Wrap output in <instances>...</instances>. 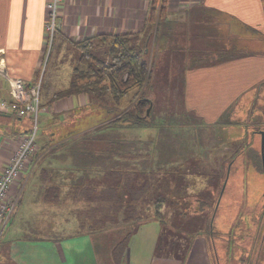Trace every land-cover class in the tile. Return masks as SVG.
<instances>
[{"label":"rangeland","instance_id":"374dc122","mask_svg":"<svg viewBox=\"0 0 264 264\" xmlns=\"http://www.w3.org/2000/svg\"><path fill=\"white\" fill-rule=\"evenodd\" d=\"M156 18L149 26V30L145 34H141L140 39L134 40L141 48L146 47L147 55L145 57L152 68V77L140 89L141 91L131 107L124 109L131 103L128 98L124 100L119 109L113 98L108 97L106 103L104 100H94L88 93L82 92L75 95H85L87 99L85 98V101H82L81 105L78 104L75 109L61 112H49L45 109L39 114L38 133L30 158L37 156L42 149L38 146L40 137L49 144L73 138L74 141L79 140L85 143L55 147L47 152L45 156V159L48 160L47 163L53 164L54 168L58 170L61 169V174L66 173L65 162L67 163V160L64 162V159L67 158L73 166L75 164L79 166L87 164L93 169L86 172L81 168L80 171L72 169L70 171L76 173L74 176L58 178L59 180L65 179L68 185H72V193H67L68 197L65 198L68 200L64 206L69 211L75 210L77 215L71 221L64 220L63 224L59 226L60 233L57 235L70 236L76 234L84 236L83 234L96 233L103 237L102 241L105 246H113L118 241L115 245L114 256L117 260V254H121L124 246V242H120V239L127 237V235L123 236V233L129 234L132 238L137 232V228L134 226L137 221L140 218L146 219L155 215L156 209L159 208L164 218H178V216H182L181 213H186V215L178 220L169 221L163 226V231L157 242L156 255L161 257L172 256L184 260L186 263V260L191 256L192 246L196 242L194 238L204 237L210 244L207 252L213 257L216 255V251L212 244V237L218 242L217 240L222 235L225 238L228 234L229 238L226 241L229 245L227 247L228 258L224 264H264V173L257 165L259 157L262 156L261 131H264V83L245 92V95L238 102L241 105L235 108L238 109V112L233 118L229 117L231 120L225 122L220 119L210 124L211 127H203L198 122L193 123L194 121L185 113L187 107L184 100L183 71L188 67L187 65L197 59L196 56L214 53V48L211 45L209 49H205L204 46V50L199 52L201 54H196L195 58L189 61L183 49L186 48L187 50L188 44L183 43L175 52L170 44L169 35L161 34L159 28L157 29ZM228 37L225 38L224 36L225 40L233 41L231 44L229 41L217 40V43L221 44L218 52L232 47L233 44L238 51L242 49L264 51V46L261 48L262 45L255 41L240 44L238 35L236 36L238 40H235V36ZM183 38L185 39L184 35ZM98 41H95L96 47L94 46L93 51L103 56L107 48L102 45L103 43H99V45ZM239 45L240 47H238ZM73 46L76 47L75 50L71 51L70 54L67 51L68 57L66 59L69 65L68 62L64 64L66 66L64 72L71 73V76L70 74L69 76H55V74L48 76L49 71L57 70L58 67L62 69L65 66L60 63L58 65L53 64L56 53L54 45L48 56L45 55V64L43 71H41L43 73L38 80L41 81V86L45 84L50 92L53 89L61 91L69 88L74 80L78 83L85 82L79 74H76V69L83 65L81 60L84 57V50L76 44ZM189 52L195 53L193 49ZM222 54L221 52L219 55ZM67 67H69L68 71ZM69 77H72L69 85L61 89ZM136 91L137 88H133L129 95L132 96ZM54 95L47 102L51 103L72 96H62L54 100ZM144 96L150 98L154 103L153 114L149 118L150 125L131 126L127 123L116 126V122L111 121L118 117L121 112L129 110L135 113L136 105ZM43 100V92L41 91V101L43 102ZM122 109L125 111H121ZM32 127L33 122L31 121L29 129L31 130ZM160 129L167 130V135L171 134L194 144L200 143L205 150L204 153L208 152V160L196 166L183 164L181 167L161 168L156 173L147 170L145 173L152 177L148 180L146 176L144 177L145 173H140L141 171L137 167L129 165L117 168L116 164L121 163L117 153L122 141L134 142L137 139H155L158 137ZM111 140L114 141V146H112ZM195 147L197 148V144ZM213 150V154L210 155L209 153ZM238 150L240 153L235 161L229 162L228 159ZM96 155H98L97 160L99 161L96 160L95 162ZM91 159L92 163L90 162ZM100 160H103L102 164H100ZM229 165L231 167L227 185L218 203ZM107 166H109L110 172H106ZM61 167L65 168L62 169ZM26 169L25 167L24 170ZM78 174L82 175L78 176ZM87 174L89 176H86ZM153 174L159 176L160 179L165 178L164 185L155 189L150 184V188L147 189L146 187L145 192L139 190L138 186L141 187V184H144L146 180L148 183L155 181ZM214 175H217V179L212 182L211 178ZM17 179L8 190L7 199L12 187L17 183ZM119 181L120 183H118ZM25 182L26 175H23L20 183V190H22L20 200L18 202L19 197H16L17 201L16 199L14 201V207L17 202L18 204L6 226L5 234L12 232L13 235L21 238L25 236L36 238L49 235L57 236L53 230L47 229V225L38 224V219H35V212L40 210L39 202L36 201L38 185H34L36 189L31 195L30 190L34 183L32 181ZM132 186H135V192ZM169 188L173 192L167 194L166 190ZM162 196L164 202L159 200ZM70 197H73V200L76 199L75 209H68L73 205ZM160 203L162 204L159 206ZM215 205L218 207L213 213ZM207 217L209 232L204 225ZM210 217L213 223L212 229L209 227ZM71 222L73 223L71 224ZM53 228L50 226V229ZM79 243L82 253L91 251L90 245L85 240ZM220 250L218 247L217 253L220 254ZM98 251L100 254V247ZM221 256L223 257L222 252Z\"/></svg>","mask_w":264,"mask_h":264},{"label":"crops","instance_id":"0c3cea01","mask_svg":"<svg viewBox=\"0 0 264 264\" xmlns=\"http://www.w3.org/2000/svg\"><path fill=\"white\" fill-rule=\"evenodd\" d=\"M47 1L0 0L1 97H10L9 76L21 77L28 84L37 82L42 76L43 72L41 73V71L45 64L47 49L45 29ZM155 6V0H63L59 6V29L55 36L56 53L53 64L64 65L68 62L67 51L70 54L76 48L73 44L99 34L128 32L145 34L151 25V15L154 13L153 7ZM155 23L157 25L156 20ZM159 32L169 35L170 44L175 52L183 43L188 44V49H183L189 61L195 58L196 54H201L199 52L204 50V46L205 49H209L211 45L214 48V53L196 56L197 59L187 65L188 67L183 71L184 100L187 107L185 113L194 121L193 123L198 122L203 127H211L210 124L220 119L231 120L229 117L233 118L238 112V109L235 108L241 105L238 102L245 92L264 83L263 50L242 49L238 51L233 44L232 47L221 51L222 55H219L221 52L217 51L221 46L217 40L229 41L231 44L233 41L225 40V38L237 35L240 39L238 40L236 37L235 40L240 41V44L255 41L262 45L261 48L264 46V0H167L166 8L160 19ZM192 49L195 52L193 54L189 52ZM199 57L200 59H198ZM55 70H53L54 72L49 71L47 75H72L69 72H64L66 66L62 69L58 67ZM68 70L69 67H67ZM71 80L72 77L66 79L61 89L66 88ZM58 90L53 89L50 92L45 84L42 85L41 91L44 98L42 106L49 112L75 109L78 104L81 105L85 101V98L87 99L85 95H72L55 102H47ZM31 121V118L20 117L14 112L0 111V171L9 163L11 155L26 136ZM157 136L155 139L122 141L117 153L121 163L116 164L117 168L130 165L137 167L141 171H139L140 173H145L144 159L147 156V146L148 149L155 147V152L152 154L155 156L154 159L169 163L173 160H184L191 155L190 152H178V143L183 140H179L177 136L171 134L167 135V130L160 129ZM84 143L68 138L49 144L40 137L38 146L42 147L41 151L37 156H32L29 159L27 169L20 175L21 180L22 176L26 175L25 183L28 181L34 183L31 186V195L36 189L34 185H38L36 201L39 202L41 211L35 212V219H38V224L47 225V229L53 230L56 235L60 233L59 226L63 224L64 220L71 221L77 215L75 210L69 211L64 206L68 200L65 198L68 197L67 193H72V185H68L65 179L59 180L58 178L74 176L76 173L71 172L72 169L80 171L81 168L84 172L93 169L87 164L73 166L67 158L64 159V162L67 160L65 166L68 171L61 174V169L58 170L54 168L53 164L47 163L48 160L45 159V156L55 147ZM111 144L114 146V141L111 140ZM197 145L201 147L197 148L199 152L196 154H201V159L208 160V152H202L203 146L200 143ZM156 147L159 148L156 150ZM213 152L214 150L209 154L212 155ZM178 154L180 156L176 158L175 156ZM97 157L98 155L95 157V162ZM102 161L100 160V164ZM90 162L92 163V159ZM108 167L107 170L102 169L110 172ZM80 175L82 174H78V176ZM20 178L11 189L10 201H15L16 197L20 198L22 193ZM54 187L57 188L56 197L48 199L44 196L45 190ZM73 199L72 197L73 205L68 209H75L76 199ZM181 215L178 218L170 219L163 217L164 220L154 216L146 219L140 218L134 225L137 232L132 238L129 234L123 233V236L127 235V237L120 239V242H125L123 250H120L121 254H117L118 261L114 257L115 245L118 241L113 246H105L102 241L103 237L96 233L83 234L84 236L75 234L21 238L13 235L12 232L5 234V227L0 236V264H102L103 262V264H224L228 258L227 247L229 245L226 242L229 238L228 234L224 235L225 238L220 234L218 242L212 237V244L216 251V255L213 257L207 252L210 244L204 237L194 238L196 242L192 246L191 256L186 260V263L184 260L172 256L156 255L157 242L163 231V226L169 221L184 217L186 213H181ZM207 223L208 217L204 225L209 232ZM49 225L54 228L50 229ZM84 240L91 247V251L88 253L80 251L79 242ZM110 247L112 248L110 249ZM218 247L221 249L220 254L217 253Z\"/></svg>","mask_w":264,"mask_h":264},{"label":"trees","instance_id":"16d2710c","mask_svg":"<svg viewBox=\"0 0 264 264\" xmlns=\"http://www.w3.org/2000/svg\"><path fill=\"white\" fill-rule=\"evenodd\" d=\"M155 3L156 6L153 7L154 13L153 15H151V19H152L151 21L153 22V20L157 17L156 21H157V29H158L160 26L161 16L163 15V11L166 8L167 0H155ZM140 36L141 33H136V32L133 33L128 32L124 34H99L94 37L87 38L83 41L77 42L76 45L78 47L83 48L84 50L83 51L84 57L81 60L83 62V65L82 67H78L76 69V74H79L80 78L85 82L78 83L76 80H74L69 88L56 92L53 99L57 100L62 96L75 95L85 92L88 93L92 99L104 100L106 103L108 102V100H106L108 99V97L113 98L118 108L120 106L122 107L121 104L124 102L126 98H128L131 101V103L130 105H127V107H125L124 109H127L129 106L131 107L133 101H135L137 95H139V92L141 91L140 89H142L144 84L148 83L152 77V68L150 67L148 59L145 57V55H147L146 47L141 48L140 45L136 44V42L134 41L136 39H140ZM96 40H99L98 44L103 43L102 45H104L107 48L103 56L93 51L96 47V43H95ZM133 88L135 89L137 88V91L134 94H132V96H130L129 95L131 93L130 91H132ZM153 104L154 103L150 98L144 96V98L138 102V105H136L137 109L135 113H132L129 110L125 111L124 109H122L121 111L124 110L125 112H121L118 117H116L111 121L116 122V126L118 124L122 126L123 124H127V123L128 125L131 126H141V125L148 126L150 125L149 118L152 116L154 110ZM148 109H149V113H147ZM29 132L30 129L28 128L27 134H29ZM178 139L183 140L181 142L179 141L178 143L177 146L178 152L179 153L190 152L191 154L190 156H188L184 160H176V161L173 160L170 163L166 161H160L159 159L158 160L154 159L155 156H152V154L155 152V147L153 146L151 149H148L147 146V150H146L147 156L146 159H144L145 160L144 171L146 172L147 170H151L152 173L153 172L156 173V171L158 169L160 171L161 168L170 169L176 166L181 167L183 164L196 166L207 161V159L204 158L201 159L200 157L202 156L201 154H196L197 152H199L197 148H199L200 145L199 146L197 145L196 148L195 145L197 143L194 144L193 142H187L183 138L180 139V137H178ZM158 148L159 147H156V150ZM240 150L236 151L234 155L228 159V161L234 162L235 158L239 155ZM203 151L205 150H202V152ZM179 156H175V157L178 158ZM257 165L260 169H262V172L264 173L262 156L259 157V161H257ZM145 176L147 180L149 178L152 179V177H150L146 173L144 174V177ZM153 177L155 178L154 179L155 181L153 183L150 182L148 183V181L145 179L146 180V181L144 180L145 183L141 184V187L138 186L139 190L145 192L144 190L146 189V187L147 189L150 188L149 187L150 184L151 186H154L155 189L160 188L162 185H164L165 178L160 179L159 176H156L154 174ZM216 179H217V175L216 176L214 175L211 178V181L214 182L216 181ZM118 183H120V181ZM132 189L135 192V186H132ZM56 191H57L56 187L48 188L47 190H45L44 196H46L48 199H53L57 195ZM170 191L171 188L167 189L166 193L169 194L173 192ZM160 195L162 194L160 193ZM19 200L20 198L18 199V202ZM159 200L160 202H164L163 196ZM198 201L201 202V200ZM17 204L13 209V213L15 211ZM161 204L162 203L158 205L160 206ZM215 209H216V205L213 209V213H215ZM153 216L160 218L161 220H164L162 211L159 208L156 209V213ZM11 217L9 220H11ZM212 226L213 223L211 222V217H210L209 227L212 229Z\"/></svg>","mask_w":264,"mask_h":264},{"label":"built area","instance_id":"2783aa9c","mask_svg":"<svg viewBox=\"0 0 264 264\" xmlns=\"http://www.w3.org/2000/svg\"><path fill=\"white\" fill-rule=\"evenodd\" d=\"M62 1L48 0L46 4V56H48L54 45L55 36L59 29V6ZM9 82L10 97L0 96V111L14 112L20 117L31 118L33 127L11 155L9 163L0 171V236L13 213L15 203L10 201L9 198L7 199V192L18 178V175H21L25 167H27V160H29L28 158H30L35 147L39 114L47 109L42 106L40 80L33 84H28L21 77L9 76Z\"/></svg>","mask_w":264,"mask_h":264},{"label":"water","instance_id":"95a60500","mask_svg":"<svg viewBox=\"0 0 264 264\" xmlns=\"http://www.w3.org/2000/svg\"><path fill=\"white\" fill-rule=\"evenodd\" d=\"M147 113H149V109H148ZM261 135H262L261 153H262L263 171H264V131H261ZM230 167H231V166L229 165V167H228V172H227V176H226L225 182H224V184H223V186H222V189H221V192H220V196H219V198H218V203L220 202L221 197H222V195H223V193H224L225 187H226V185H227V181H228V178H229ZM218 203H217V205H218ZM217 207H218V206H216V209H217Z\"/></svg>","mask_w":264,"mask_h":264}]
</instances>
